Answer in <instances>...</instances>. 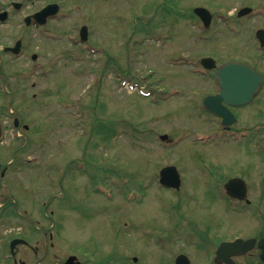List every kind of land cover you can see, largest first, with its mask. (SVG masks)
<instances>
[{
    "label": "rangeland",
    "instance_id": "1",
    "mask_svg": "<svg viewBox=\"0 0 264 264\" xmlns=\"http://www.w3.org/2000/svg\"><path fill=\"white\" fill-rule=\"evenodd\" d=\"M42 4L43 0L30 3L19 17ZM65 4L68 23L48 28L49 33L57 30L54 38L62 36L56 42L45 38L46 33L35 37L17 23L18 31L10 22L0 24L2 43L19 35L41 48L43 60L49 59L44 66L55 67L50 74L12 77L4 82L9 92L3 93L0 85L1 112L17 111L29 127L21 126L24 137L13 139L12 120L6 121L0 146L4 162L16 159L24 167L17 170L12 165L4 178L17 189L13 193L18 200L29 202L20 203V210L33 208L42 219L56 210L59 223L65 222L70 248L82 244L102 254L116 251L112 264H127L128 250L139 257L134 264H156L148 251L156 240L144 232L166 227L172 206H177L175 215L204 228L210 238L253 232V218H236L231 210L224 213L222 186L217 189L214 180L232 175L264 178V150L224 141L195 142L199 134L217 130L202 109L204 94L215 88L214 81L197 71L201 55L210 54L218 65L239 58L264 74V47L256 38L240 39L231 33L234 40L205 42L198 37L205 28L193 21L192 8L206 5L219 23V14L230 20L235 8L264 0H65ZM85 12L90 17H83ZM251 17V22L257 21ZM86 19L94 30L89 40L93 49L90 54L80 51L73 61L72 32ZM99 63L106 67L95 71ZM18 66L34 67L24 59ZM256 100L238 109L241 121L264 122V89ZM158 133L169 134L178 144L166 148L155 140ZM24 153L42 155L43 166L31 169ZM170 160L187 175L188 194L193 197L173 202L172 192L156 182L158 170ZM204 166L208 171L200 169ZM60 167L64 174L49 181L45 169ZM145 184L148 189L142 187ZM141 198V203L134 201ZM229 202L225 200L224 206Z\"/></svg>",
    "mask_w": 264,
    "mask_h": 264
},
{
    "label": "flooded vegetation",
    "instance_id": "2",
    "mask_svg": "<svg viewBox=\"0 0 264 264\" xmlns=\"http://www.w3.org/2000/svg\"><path fill=\"white\" fill-rule=\"evenodd\" d=\"M38 1L40 0H0V13L4 11L7 12L6 20H0V24L3 26L10 22L13 24L11 25L12 30L18 31V27H23L24 31L30 33L33 32L32 35L35 37L40 35L44 36V33H46L45 38L53 41L61 40V35L58 38H54L57 30L53 31L51 29V32L49 33L48 28L63 26L65 21L68 23L69 11L66 9L65 0H43V4L40 7L23 14L22 17H19L21 12L30 3ZM16 3H20L19 8L16 7ZM56 3L59 5L57 6V11L49 15L46 23L42 25L38 24L33 18L31 19L32 23L30 25L24 23L26 16L33 15L45 6ZM196 6L192 8V12ZM251 7L253 8L252 12L243 17L238 16L239 7L235 8V11L232 13L233 18H230V20L227 18L224 19L221 15L220 18H218L220 22L217 19L219 23H217L216 20L214 21V13L212 12L213 19L210 25H204L202 19L193 12V21L197 20L199 26L205 28L201 31L198 37L203 38L205 42H223V39L226 37H229L230 40H234V36L228 34L231 33L236 36L239 35L241 37L240 39L256 38L259 42L258 32L261 31L264 35V4ZM177 9L179 8L174 4L173 11H176ZM84 16L89 17V15H83V17ZM250 16L257 21L251 22V19L249 18ZM16 23L18 27L14 25ZM90 23L91 21L88 19L83 20L81 24H76L79 29L77 28L72 32V36L75 40L71 41L70 45L76 50L72 51L73 53H69H71L73 61H76L75 54L79 55V52L84 50V45L88 46L87 44H91L89 40L94 30L91 28ZM83 25H87L89 29L88 40L84 43L78 41V39L81 38L80 29ZM18 41H20V51L15 52L12 50V47H14ZM40 49L41 48L38 47V45L33 46L31 41L28 42L25 38H22L19 35H17L16 39L7 44L2 43V40H0V77L7 81L12 77L14 78V76L18 77L20 74L24 75L28 72H31L32 75L38 76L54 72L55 67L44 66V64L49 63V59L46 61L43 60V57L38 51ZM69 53H66V55H69ZM204 56L212 55L204 54L200 57V66H198L200 70L197 72H199L204 78L213 80L215 88L210 92L205 93L203 99L206 96L218 95L221 92L220 86L214 79L216 68H205L202 64V58ZM22 59L34 67H19L18 65L21 64ZM100 67L105 68L106 66L99 63L94 66V70L98 71L100 70ZM255 100L256 99L254 98L249 103L242 105H233L222 100V104L230 110L229 113L232 112L236 116L235 122L230 125L224 124L223 117L208 111L204 107L202 101V109L213 118V123L217 130L208 132V136H201V144L207 145L214 142L220 143L221 141H224L228 143H236L239 146L249 145L257 150H264L263 120L258 119L254 120V123H248L243 120L241 121L237 114L238 109L250 105ZM16 113L18 112L14 111L13 115L8 114V116H6L5 110L4 112H1L0 110L1 147L4 146L5 142V121H13L14 125L12 130L17 132L19 139H22L25 135L19 128L21 126L26 130L29 128L23 123L20 114ZM7 117H10L11 119ZM170 141L172 140L169 138L168 142ZM11 142L12 141H9L8 143ZM13 147L16 148V146ZM15 153H17L16 150ZM23 158L25 159V163L29 165L31 169L41 168L44 164V157L42 155H36L35 158H33L30 154L27 155L24 153ZM12 165L17 166V170L20 167L22 170L24 168L23 164H16V159L6 163L0 156V251L4 252L3 260L0 259V264H112L113 260L116 259V251H105L102 254L100 252L101 250L98 251L96 248L90 249L82 244L74 249L70 248L66 235V227H64L65 222L62 219L61 223H59L58 217L60 214L59 212H56V210L51 211L44 219L34 214L33 208H31L32 210L30 212L26 209L24 211L20 210V203L28 206L29 202L20 197L19 202L18 198L13 193L14 190L17 191V189L13 188L11 183H4V178L9 171L12 170ZM200 169L202 171H208L209 168L204 166L203 169ZM194 170L198 171V169ZM45 171L49 175V181L51 178L58 176H52V172H56L60 176L64 174L61 167L55 170L45 169ZM40 173L42 174V171ZM256 173L259 175L258 172ZM181 175L182 180L179 187L161 186L172 192L171 197L173 202L178 201L181 197L188 198V195L189 198L193 197V195L188 194L190 188H187V186L190 185V181L186 179L187 175L185 177L182 172ZM237 177L244 179L242 176L232 175L228 178L221 177L214 180V182L216 183L217 189L220 190V187L222 186L223 203L225 204V200L230 201L229 207H225L223 204L224 213L227 214L228 210H231L236 213L235 217L238 215H247L249 216L248 218H253L254 223L256 224V227H253V232L248 235L244 233H234L216 239L213 237L210 238L207 235L208 231L204 228H198L187 219L175 215L174 213L177 210V206H172L173 211L170 212L166 227H150L144 232L147 237L156 240L153 243V246L150 249L148 248L151 258L150 261H153L156 264H264V178L253 180L247 177V179H244L245 189L243 188V190L246 191V195L241 198L230 195L226 187V183H228L230 179ZM238 181L240 184L243 183L240 180ZM232 190L233 192L241 193L242 187L238 186ZM135 202L141 203L142 199ZM212 212L214 213V211ZM172 217H174V220ZM221 217L222 216L219 218ZM54 218L56 219L55 221ZM212 218L213 216H211V219ZM170 225H173V228H169ZM237 238L252 242L231 246L226 244V242L235 241ZM144 247L148 246L144 245ZM133 253V251L128 250L125 257L127 264H134V262L139 261V257L137 255H132ZM100 255L101 259L99 258Z\"/></svg>",
    "mask_w": 264,
    "mask_h": 264
},
{
    "label": "water",
    "instance_id": "3",
    "mask_svg": "<svg viewBox=\"0 0 264 264\" xmlns=\"http://www.w3.org/2000/svg\"><path fill=\"white\" fill-rule=\"evenodd\" d=\"M19 6V4H17ZM56 5H48L43 8L40 12L34 14V18L39 20L40 22H44L46 17L50 14L52 9L56 10ZM53 10V11H55ZM250 11V8L242 9L239 14L243 15ZM195 12L204 20L206 25H209L212 19L211 12L205 7H196ZM0 18L4 20L6 18V12L0 15ZM31 16H28L26 21L27 24H30ZM86 27H83L81 31L82 39H86ZM260 39L262 44L264 45V37L260 34ZM19 46V42L14 48L17 49ZM203 63L206 67H213L215 65L214 60L212 58L203 59ZM220 87L221 94L217 96H207L204 99L205 107L217 113L220 116L224 117V123L230 124L232 122V115L229 114L228 109L222 106V100H225L229 103L233 104H243L250 101L254 95L259 91L261 85L264 81L263 75L257 72L250 64L241 62V61H230L224 63L216 72L215 75ZM166 138V135L163 136ZM240 179L234 178L231 179L227 184V188L229 189V193L232 195H240L241 193H234L231 191L233 187L238 186ZM161 181L166 185L176 186L178 187L180 184V175L177 169L174 166L165 167L161 171ZM241 181V180H240ZM244 186V183H242ZM242 243L243 242H239ZM238 243V244H239ZM245 243H248L245 241ZM230 246L232 243H228Z\"/></svg>",
    "mask_w": 264,
    "mask_h": 264
}]
</instances>
